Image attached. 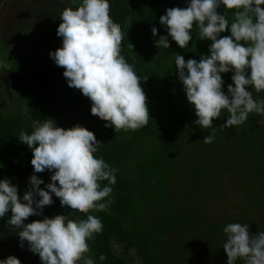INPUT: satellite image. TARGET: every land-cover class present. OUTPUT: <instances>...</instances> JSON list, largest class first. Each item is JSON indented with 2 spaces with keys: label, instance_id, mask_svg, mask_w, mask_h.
<instances>
[{
  "label": "trees",
  "instance_id": "16d2710c",
  "mask_svg": "<svg viewBox=\"0 0 264 264\" xmlns=\"http://www.w3.org/2000/svg\"><path fill=\"white\" fill-rule=\"evenodd\" d=\"M47 1L50 0L26 3L27 15H38L39 8L44 9L42 4L52 6L55 2L60 4L59 13L39 20L26 15L27 23H22L20 35L16 34V40L25 39L21 41V49L24 46L25 50L36 49L20 60L10 59L0 66V95L8 96L0 97V180L11 179L21 199L29 190V179L34 174L33 153L19 137L21 131L31 134L33 121L43 123L52 119L66 130L80 125L102 143L95 156L116 169L114 185L99 182L101 189L112 188L109 197L101 201H110L108 207L86 214L70 213L71 210L63 208L60 199L52 194L53 204L45 206L39 218H27L29 221L56 215H69L74 221L78 217L96 216L103 229L87 241L89 251L84 254L95 264H129L128 257L132 253L137 255L140 264H227L226 252L217 256L214 249L219 240L223 245L226 243L224 228L228 224L249 225L252 235L264 232V115L250 113L244 124L222 128L230 115L222 110L221 117L213 120L214 129H203L194 123L198 117L187 102L175 58L179 54L184 56L185 62L189 59L199 62L210 54L212 42L201 40L194 24L187 48L181 49L170 37L168 49L156 47L161 36H168L160 17L166 14V9L186 8L190 0H109L110 17L123 32L121 55L141 80L150 114L147 125L135 131L105 127L106 121L92 117L90 100L79 89L68 86L63 76L65 69L56 66L49 53L62 46V38L57 36L60 13L66 7L77 8L82 0H51L52 5ZM217 11L225 14L229 23L233 22V11L223 6ZM153 27L158 29L155 37ZM226 35H230V31L222 33L221 37ZM221 75L222 91L227 94L233 73ZM249 90L255 100L264 99V91ZM213 130V143H204V137ZM54 171L46 169L36 173L45 182L41 188L51 183V178L47 177ZM226 175L232 176L239 188L246 184L249 202L245 201V206L249 211L243 208L244 213L238 219L225 224L211 222L202 208L203 196L207 197V188L216 186V181ZM186 179L188 191L179 184ZM175 194L178 201L174 200ZM248 212L255 215L257 222L248 223ZM10 217L11 212L0 218L3 246L9 245L21 264L29 263L23 261L25 259L41 263L39 255L28 250L26 241L24 247H20L18 234L22 229L9 225ZM176 231H186L187 239L193 243L198 241L199 245L189 251L185 240L181 251L166 248L163 243ZM8 254L4 248L0 259H6ZM101 256L106 258L101 260ZM180 256L186 258L184 262L179 260ZM235 264H245V261L238 259Z\"/></svg>",
  "mask_w": 264,
  "mask_h": 264
},
{
  "label": "clouds",
  "instance_id": "9594fccd",
  "mask_svg": "<svg viewBox=\"0 0 264 264\" xmlns=\"http://www.w3.org/2000/svg\"><path fill=\"white\" fill-rule=\"evenodd\" d=\"M234 12L229 23L218 9ZM109 0H82L75 9L66 7L60 13L57 36L62 46L50 52L56 66L65 69L63 76L70 88L79 89L91 102V115L106 121L105 127L118 130H137L147 125L149 109L141 80L133 66L121 55L122 29L110 17ZM130 23V21H129ZM160 24L168 30L157 46L170 47V37L181 48L192 40L194 24L201 40H210L209 55L199 62L176 54L175 67L187 102L198 117L194 123L203 129H214L213 120L222 110L230 115L222 128L244 124L250 113L264 115V99L253 98L250 88L264 91V0H190L186 8H169L160 17ZM230 31V35L221 34ZM158 29L153 27L155 37ZM232 72V84L227 94L222 91L224 73ZM33 131H21L19 141L32 150L34 174L29 179V190L21 199L19 189L9 178L0 180V218L11 212L8 224L21 228L20 247L28 243V250L38 254L41 264H95L84 254L89 251L87 241L103 229L99 218L69 219V215L44 216L25 224L30 216L43 215L45 206L53 204L52 194L70 213L103 211V203L112 192L100 181L116 183V169L110 168L95 153L102 143L86 128L76 125L71 129L58 127L54 120L32 122ZM214 130L203 142L214 141ZM55 170L51 183L36 173ZM58 182V184H57ZM39 198V199H38ZM223 249L227 264L243 259L245 264H264V232L250 234L249 225L230 223ZM106 257L101 256L103 260ZM0 264H21L15 256L0 259Z\"/></svg>",
  "mask_w": 264,
  "mask_h": 264
},
{
  "label": "rangeland",
  "instance_id": "374dc122",
  "mask_svg": "<svg viewBox=\"0 0 264 264\" xmlns=\"http://www.w3.org/2000/svg\"><path fill=\"white\" fill-rule=\"evenodd\" d=\"M21 41H25L24 37L20 38ZM21 41L19 40H14V43L12 42V44L9 42L8 40V44L5 43V41H3L2 43H0V66L4 65L7 61H9L10 59H21L23 57H25L26 55H28V53L32 52L33 50H35L36 48H30V50H25V46L23 49H21V47L23 46V44L21 43ZM16 45L19 46L17 49H19L18 51L14 50L12 45ZM21 49V50H20ZM264 162V160L262 161ZM238 175V174H237ZM52 174L47 177V179L49 180L51 178ZM221 180L216 181L215 185L214 184L212 186H210L209 188H207L209 191L207 193V197L203 196L201 194V196L204 197V202H203V206L202 208L204 209V212L206 214V217L208 218L209 221L213 222V221H220L221 223L225 224L226 221L229 222L232 219H238L239 216L244 213L243 212V208L246 209L247 211H249V208L247 209L246 202L249 200L246 197V189L245 186L246 184H243V187L239 188L236 186V181L232 179V176L230 175H226L225 178H220ZM242 183V182H241ZM181 184V188H183L184 190L188 191V179H186L184 181V183H180ZM174 200L178 201L179 198L177 196V194H175ZM241 205V206H240ZM248 216V223H255L257 222V219L254 217L255 215L252 214V212H248L247 213ZM40 216H37L36 218H39ZM33 220H28L26 219L24 222L25 223H31ZM36 221V219L34 220ZM251 230V227H249V231ZM186 231H176L175 234H173L171 237L168 238L167 241H165L163 243V245L166 248L169 249H174L176 252L177 251H181L182 248H184V241L187 240L186 242L188 243V245L185 247L187 248L189 251H192L196 248V246L199 245L198 241L196 243H193V241H190L187 239V235L184 233ZM2 250H4V248L6 249V251L9 252L8 256H14V250H11L9 245H7L6 247L2 245ZM1 248V247H0ZM169 251V250H168ZM224 249H223V243L221 240L218 241V246L214 249V253L217 256L223 255L224 253ZM35 255V254H34ZM166 257L169 258V256L166 253ZM33 258V256L31 257ZM222 258V256H221ZM186 258L183 257H179V260L181 262H184ZM25 262H29L28 264H41L39 261H35V260H31L29 261V259H25L23 260ZM128 263L129 264H140L139 259L137 257V255L135 256V254H131L130 257H128ZM207 264H210V262H208Z\"/></svg>",
  "mask_w": 264,
  "mask_h": 264
},
{
  "label": "flooded vegetation",
  "instance_id": "af4514ba",
  "mask_svg": "<svg viewBox=\"0 0 264 264\" xmlns=\"http://www.w3.org/2000/svg\"><path fill=\"white\" fill-rule=\"evenodd\" d=\"M56 1V0H55ZM28 2H34L37 4L39 0H0V43L5 41V43H14V40L18 37L16 34H19L21 31L22 23L26 24L27 19L24 18L28 11L25 9V4ZM54 1H47L50 5ZM60 4L55 2L52 6H45L42 4L41 7L44 9H40L38 15L33 16L32 14L27 15L29 18H37V20L42 19L46 15L55 16L59 13ZM29 20V19H28ZM35 20V19H34ZM32 21V20H31ZM30 22V21H29ZM28 25V24H27ZM17 32V33H16ZM9 40V42H8ZM15 49L19 46L15 44L12 45ZM0 97H8L7 95H0ZM2 242L0 240V252L2 251ZM1 256V255H0Z\"/></svg>",
  "mask_w": 264,
  "mask_h": 264
}]
</instances>
